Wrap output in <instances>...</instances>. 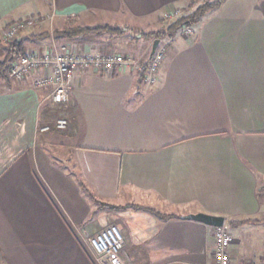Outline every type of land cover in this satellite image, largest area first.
<instances>
[{"label":"crops","instance_id":"0c3cea01","mask_svg":"<svg viewBox=\"0 0 264 264\" xmlns=\"http://www.w3.org/2000/svg\"><path fill=\"white\" fill-rule=\"evenodd\" d=\"M188 1L0 0V59L6 27L53 12L52 28L15 40L24 53L55 40L144 59L155 40L145 31L65 32L160 30L157 16ZM171 43L154 82L75 71L73 128L56 142L39 131L55 118L50 90L35 85L44 72L0 76V264H97L88 239L111 224L131 264H213L215 226L183 217L198 212L224 217L231 264L263 263L264 0H225Z\"/></svg>","mask_w":264,"mask_h":264},{"label":"built area","instance_id":"2783aa9c","mask_svg":"<svg viewBox=\"0 0 264 264\" xmlns=\"http://www.w3.org/2000/svg\"><path fill=\"white\" fill-rule=\"evenodd\" d=\"M171 8L165 13V17L171 13ZM175 13V12H174ZM56 13L36 15L22 18L11 23L3 33L5 42H13L20 37L22 32L36 27L47 19H53ZM186 34H193V29L185 28ZM170 35L159 38L158 46L146 68V80L154 82L157 80L159 68L165 59L166 53L172 42ZM54 42L49 49L39 54L35 50L28 51L18 58L13 59L8 67V76L12 79L23 80L31 73L42 70V76L36 79L35 85L38 88H48L50 99L54 108L55 118L52 123L44 124L40 127L42 133L52 131L55 133L54 139H59L64 132L72 131L73 124L71 119L72 98L70 76L75 71H114L130 69L140 72L144 68L142 58L123 55L117 52L112 53H82L62 47V51L56 50ZM46 72H45V71ZM215 248L213 264H231L229 254V244L232 242L233 235L228 224L215 227L214 232ZM89 249L97 264H131L130 260L123 256L124 235L117 224L95 233L88 239ZM264 264V261L263 263Z\"/></svg>","mask_w":264,"mask_h":264},{"label":"rangeland","instance_id":"374dc122","mask_svg":"<svg viewBox=\"0 0 264 264\" xmlns=\"http://www.w3.org/2000/svg\"><path fill=\"white\" fill-rule=\"evenodd\" d=\"M206 0H190L184 4H181V5H173L171 6V13L168 14L167 17H165V13L168 11V9L166 11H164L162 14H160L159 16H157V19H160V22L162 25H161V29L160 30H163L165 32L166 35H170V37H174L176 35H179V34H184V35H187L186 34V31H185V28H188L191 26V28L193 29V32H194V29L196 27V25L192 24L190 21V17L189 15H191L193 13V11L202 3ZM187 6V7H186ZM175 12V13H174ZM161 16V17H160ZM55 18L56 16L53 17V19H47V21H43L42 23L38 24L36 27H40L42 25H49L50 28L53 27V24L55 22ZM201 21V19H200ZM178 23L176 25V27L172 28V26L175 24V23ZM135 24H138L137 21L133 22ZM141 25V24H140ZM79 26V25H77ZM75 26V27H77ZM112 26V25H111ZM118 26L120 28H124L125 31L122 33L123 36L125 35L126 38H128L127 36L128 35H131V36H136L137 35V32H140V31H147V28L146 29H143V28H139L137 25H132L131 27L130 26H127V25H121L120 23H118ZM34 27V28H36ZM81 27V26H80ZM171 28V29H170ZM4 33V32H3ZM98 33V32H97ZM141 33V32H140ZM139 33V34H140ZM163 37V36H161ZM55 41V40H53ZM5 42V41H4ZM7 43V42H6ZM54 47L56 50L58 49L59 51H62V47H66L68 48L69 50H73L77 47H72L70 46L69 44L67 43H60V42H57L55 41L54 42ZM170 47L172 45V43L169 44ZM119 48L120 49H125L126 47H121V45H119ZM150 51V49H149ZM113 51H109V52H106V54L108 53H112ZM88 53V52H87ZM147 55H148V51H147ZM146 56H144L145 58ZM2 58V57H0ZM1 60V59H0ZM51 120H42L41 123H39V131H40V127L41 126H44V124H47L49 123ZM52 123V121L50 122ZM41 132V131H40ZM42 133V132H41ZM47 134H53L52 131H49V132H46ZM55 135V134H54ZM53 135V136H54ZM51 140V139H50ZM54 140L55 142L58 140V139H52Z\"/></svg>","mask_w":264,"mask_h":264},{"label":"trees","instance_id":"16d2710c","mask_svg":"<svg viewBox=\"0 0 264 264\" xmlns=\"http://www.w3.org/2000/svg\"><path fill=\"white\" fill-rule=\"evenodd\" d=\"M225 0H206L202 2L194 11L190 17V22L194 25H197L200 22V19L202 17L209 13L211 10L217 8L220 6ZM178 23L176 22L172 28L176 27ZM118 32V34H122L125 29L120 27H109V26H103V27H96V28H86V27H74L72 30L66 31L65 33L67 35L70 34H79L81 32H100L102 30H107ZM171 29V28H170ZM143 38L146 39H159L161 36L165 35V32L163 30H156L152 32H143L140 33ZM7 51L3 59L0 60V76L8 77V67L10 65V62L13 59L18 58L20 55L24 54L23 47L20 41H13V42H7L6 43ZM151 58V50L148 51V55L144 59H142V62L144 64V68L141 71L142 78H144V75L146 74V68L149 64ZM148 209V208H147ZM150 209V208H149Z\"/></svg>","mask_w":264,"mask_h":264},{"label":"water","instance_id":"95a60500","mask_svg":"<svg viewBox=\"0 0 264 264\" xmlns=\"http://www.w3.org/2000/svg\"><path fill=\"white\" fill-rule=\"evenodd\" d=\"M158 43H159V39H155L153 46H152L151 54L155 52L158 46ZM183 217L187 219L197 220V221H200V222H203L205 224L212 225L215 227L222 226L224 223L223 216L212 215V214H207L203 212L189 213V214L184 215Z\"/></svg>","mask_w":264,"mask_h":264}]
</instances>
